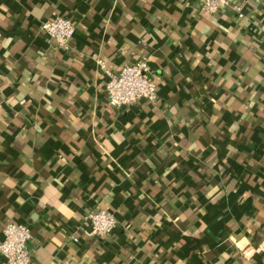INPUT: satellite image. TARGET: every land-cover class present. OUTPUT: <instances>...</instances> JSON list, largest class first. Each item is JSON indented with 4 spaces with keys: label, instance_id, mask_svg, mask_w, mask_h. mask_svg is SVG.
I'll return each instance as SVG.
<instances>
[{
    "label": "crops",
    "instance_id": "crops-1",
    "mask_svg": "<svg viewBox=\"0 0 264 264\" xmlns=\"http://www.w3.org/2000/svg\"><path fill=\"white\" fill-rule=\"evenodd\" d=\"M200 1L0 0V241L20 222L32 264H264V0ZM144 55L158 101L110 105L107 71ZM97 209L111 234H86Z\"/></svg>",
    "mask_w": 264,
    "mask_h": 264
},
{
    "label": "built area",
    "instance_id": "built-area-1",
    "mask_svg": "<svg viewBox=\"0 0 264 264\" xmlns=\"http://www.w3.org/2000/svg\"><path fill=\"white\" fill-rule=\"evenodd\" d=\"M252 0H201L200 7L210 14L232 8L242 15L243 9ZM48 40L56 41L59 48L70 50V40L75 33V25L68 17L54 12L50 19L41 24ZM104 68H106L103 65ZM106 93L108 103L116 106H131L138 101H158V87L153 77L150 57L142 56L134 62L124 65L117 73L107 71ZM88 224L86 234L103 237L111 234L117 226L115 215L107 209H97L85 217ZM4 238L0 241V253L7 264H32L29 243L32 231L25 223L8 222L4 229ZM77 240V238H75Z\"/></svg>",
    "mask_w": 264,
    "mask_h": 264
}]
</instances>
